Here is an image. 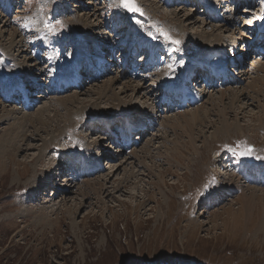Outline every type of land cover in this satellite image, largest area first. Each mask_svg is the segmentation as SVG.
Wrapping results in <instances>:
<instances>
[{
  "label": "rangeland",
  "instance_id": "1",
  "mask_svg": "<svg viewBox=\"0 0 264 264\" xmlns=\"http://www.w3.org/2000/svg\"><path fill=\"white\" fill-rule=\"evenodd\" d=\"M211 1L219 5L225 0ZM136 2L143 16L114 7L113 0H0V153H4L0 154V264H264V184L247 179L249 172H264V119L258 121L264 89L258 100L247 97L253 94L251 89L244 90L262 73L254 67L264 59L251 51L246 59L249 72L240 73V85L207 88L197 106L165 111L157 105V87L173 78L169 72L173 66L164 76L160 70L150 78L133 79L127 71L122 73L119 60L111 58L112 50L103 51L118 41L107 25L109 19L120 24L118 38L135 34L156 38L157 43L187 49L196 57L201 49L206 52L220 44L231 53L233 39L234 46L240 42L243 47L246 37L237 38L242 33L249 37L250 21L242 20V30L231 25L225 29L206 20L203 6L194 2L179 6L161 0ZM95 9L99 11L93 15ZM186 15L195 21L190 24ZM210 33L223 41L203 37ZM15 38L23 42L19 51L10 49ZM102 40L104 46L98 42ZM78 51L104 52L113 65L111 72L100 80L84 81L81 88L51 91L46 82L60 72L71 76L69 65ZM123 53L118 49V56ZM183 56L182 62H188ZM31 77H36L33 82ZM112 78L116 84L110 98L100 100L97 93ZM36 80L42 88L36 89ZM20 81L35 87L30 90L35 105L26 110L6 101ZM127 83L144 85L140 96L125 87ZM234 88L248 92L241 103L231 105L229 98L216 106L210 100L220 95L217 91ZM15 107L18 117L7 119L6 112ZM140 110L149 119L154 116L155 124L141 137L137 133L140 144L131 153L114 147L101 120L119 121L124 115L143 119ZM226 119L237 127L214 134ZM176 122L181 126L173 127ZM10 132L17 135L13 143L6 139ZM247 147L254 149L253 154L241 157L238 153ZM175 150L186 152L181 162L172 156ZM80 158L93 163V175L83 179L76 175ZM246 166L249 171L243 169ZM99 183L107 186L103 194L99 192L102 197L94 190Z\"/></svg>",
  "mask_w": 264,
  "mask_h": 264
},
{
  "label": "bare ground",
  "instance_id": "2",
  "mask_svg": "<svg viewBox=\"0 0 264 264\" xmlns=\"http://www.w3.org/2000/svg\"><path fill=\"white\" fill-rule=\"evenodd\" d=\"M228 1H230V0H227V2ZM225 3H226V0L224 1ZM223 3V2H222ZM224 6H226L225 4H224ZM94 11V14L93 15H96L97 14V12L99 11V9L98 10H93ZM193 11V10H192ZM263 14H264V10H263ZM187 15H189V13L187 14ZM186 15V16H187ZM190 16V15H189ZM189 16H187L186 17V21L187 22H190V24H191V22H194L195 20H194V17H189ZM97 17V16H96ZM177 17V16H176ZM1 19H2V17L0 16V22H1ZM79 21H82L81 19H78ZM206 22V21H205ZM101 23H103V21L101 22ZM233 23V22H232ZM208 25V24H207ZM230 26V23H229V21L226 23V24H224L223 25V27L221 26V28H224L225 26ZM5 26V25H4ZM103 26V25H102ZM226 26V27H227ZM234 27H235V30H240L241 29V26H240V23L239 24H236V25H233ZM226 27H225V29H226ZM232 27V26H231ZM233 27V28H234ZM92 28L93 29H95V28H97L96 26H92ZM134 28V27H133ZM220 28V29H221ZM242 30V29H241ZM136 31V30H135ZM221 31H222V29H221ZM234 32V31H233ZM43 33V32H42ZM138 33V32H137ZM139 34V33H138ZM142 34V33H141ZM213 34H214V32H213ZM246 34V33H245ZM244 33H242V35L240 34V32H239V35H241V36H239V37H241V38H237V39H242V38H244V37H246V41L243 43V45L244 46H246L247 45V49H249V44H250V42H251V45H254L256 42H254V39L253 40H251L253 37H255L256 36V34L253 36V37H251V39L249 38V37H247L246 35H245ZM137 37V39H139V42L140 43H143V39H144V37H142V36H139V35H137V34H135ZM143 35V34H142ZM203 35V34H202ZM232 35V34H231ZM211 36H214V35H212V33H210V34H205V35H203V37H206L208 40H211ZM76 37V36H75ZM133 37V36H132ZM215 37V40L214 41H216L217 43H221L222 41H223V38L222 39H220V36H214ZM117 38V37H116ZM227 38V37H226ZM225 38V39H226ZM235 38H236V36H235ZM118 39V41H117V45H115V46H113V45H106L105 46V48L106 49H104L103 51H107V49H108V47H110L111 48V50H114L115 51V49L116 48H118V46H119V44H121L122 42H126V40L125 39H122L121 40V42H119V38H117ZM228 39V38H227ZM229 39H230V37H229ZM229 39L227 40L228 42H229ZM249 41H248V40ZM20 40V39H19ZM88 40V39H87ZM136 40V39H135ZM17 40H16V38L12 41V43H11V45H10V49L12 50V48H17V47H19V48H21L22 46H20L21 45V43H23V42H16ZM86 41V40H85ZM233 41V44H230L231 45V47H232V49L233 48H235V51L236 52H240L242 55H244L243 57H244V59H247L246 58V55L248 54V52L247 51H243V47H240L239 45L240 44H242V43H240V42H238L237 43V46H234V45H236V42H237V40L236 39H233L232 40ZM92 43H94V45H96L97 46V48H98V50H101L102 49V47H100V44L98 43V42H100L101 43V45L102 46H104L103 44H102V42H103V40L102 41H98V42H94V41H91ZM90 42V43H91ZM83 43V42H82ZM89 42L87 41V44H88ZM79 44V43H78ZM77 44V45H78ZM83 44H85V43H83ZM87 46V45H86ZM86 46H85V48H84V52H85V50H86ZM217 46V45H216ZM240 48H242V49H240ZM18 49V48H17ZM22 50V49H21ZM79 50V49H78ZM203 52H201V53H199V55L196 57V58H198L199 60H202L203 62H208V58H209V56L214 52V51H217V50H222V51H224V49H223V47H221V44L218 46V48H216V47H210V49L209 50H207L206 52H204L205 50H203V49H201ZM18 51H19V49H18ZM243 51V52H242ZM21 53H24V49L22 50V51H20ZM78 52H80V51H78ZM84 52H80L79 53V57H84V56H86L85 54H84ZM108 52H110V51H108ZM13 53V52H12ZM227 54H228V52H227ZM184 57H185V55H184ZM27 58V57H26ZM186 58V57H185ZM27 59H29V58H27ZM184 59V58H183ZM194 59V58H193ZM28 62V61H27ZM78 62V63H77ZM76 63H75V65H74V67H76L75 69H79V62H80V60H78ZM103 62H104V57H102L101 59H100V70H103V68H104V66H103ZM37 64V63H36ZM254 64V63H253ZM171 67L173 66L172 64L170 65ZM171 67H169V66H165L164 68H162L161 69V71L159 72V73H161V74H163V76L167 73L166 71H168ZM188 70H190V69H185V71H188ZM254 71L256 72V73H259V71H261L262 73L259 75V74H257V75H259V76H256L254 79H253V81L248 85V87H244V90H247L248 88L249 89H251V93H253V94H248V96H247V93H245V91H244V93H243V91H239V90H237V91H235L236 89L234 88L233 90H230V89H228V90H222V91H217V93L218 94H220L218 97H215V96H213L210 100L211 101H213V103H215L214 105H216L217 106V104L218 103H224V101L226 100V99H229L230 98V101H229V103L231 104V105H234V104H237V103H241V97L244 95V96H247V97H251V99H259V96L261 95V93H262V91L261 90H263L264 89V87H263V85H264V62L262 63V62H260L259 61V63H258V65H256L255 67H254ZM27 72V71H26ZM249 71H248V69L247 68H243V69H241V71H239L238 73H241V74H243L242 76H244L246 73H248ZM24 73V72H23ZM22 73V74H23ZM42 73H43V71H42ZM118 74L120 73L119 71L117 72ZM157 73H158V71H157ZM240 74V75H241ZM120 75V74H119ZM119 75L117 76V77H119ZM23 76V75H22ZM25 77H27V76H25ZM25 77H23V79L25 78ZM33 78H36V77H31V78H28V79H33ZM119 79V78H118ZM34 80V79H33ZM33 80H32V82H33ZM116 79H114V78H112V79H108V80H106L105 81V84H103V86L100 88V93L98 92L97 94H98V98L100 99V100H104V98H110L109 96H108V93H110V91H111V89L115 86V84H116V82H114ZM34 82H36V86L38 87L39 85L41 86L42 84H41V82L39 83L38 82V80H36V81H34ZM126 83V82H125ZM140 84L142 83V82H139ZM163 84V83H162ZM240 85V84H239ZM138 86V85H137ZM147 86V85H146ZM166 86H168V85H166ZM43 87V85L41 86V88ZM125 87H129V89H130V87H132V91H133V93L135 94V95H138V96H140L138 93H141V90H143L144 88V85H139L138 87H136V86H131V85H129V83H127V84H125ZM23 88V87H22ZM149 88V87H148ZM25 89V88H24ZM128 89V90H129ZM151 90V89H150ZM149 90V91H150ZM200 90L202 91H204L205 92V90H206V87H201L200 88ZM149 91H143V92H146V94L147 93H149ZM250 92V91H249ZM261 92V93H260ZM113 93H114V91H113ZM228 93V94H227ZM145 94V95H146ZM150 94V93H149ZM148 94V96H151V95H149ZM133 95V94H132ZM145 95H143V96H145ZM263 95H264V93H263ZM263 98H264V96H263ZM117 99V98H116ZM250 99V98H249ZM60 100H62L61 98H60ZM67 101V100H66ZM75 101V100H74ZM264 101V100H263ZM72 102V101H71ZM225 104V103H224ZM262 106H260L261 107V110L259 111V117H258V121H262L263 119H264V104H261ZM148 106V105H147ZM153 106V105H152ZM151 107V106H150ZM201 107H203V106H200V107H198V109L199 108H201ZM258 108V107H257ZM198 109H194V112H198L199 110ZM5 111V110H4ZM134 111V110H133ZM137 111H138V109H137ZM157 111H159V110H157ZM140 113H142L141 112V110L139 111ZM7 113V116H6V114H5V116L7 117V119H8V117H18L17 115H18V113H19V111L16 109V107L15 108H13V109H10L9 110V112H6ZM148 113V112H147ZM184 113V112H183ZM183 113H181V114H183ZM17 114V115H16ZM151 114L152 115H154V114H156V110H152L151 111ZM151 114H149V116L151 115ZM16 115V116H15ZM2 116H4V115H2ZM1 116V117H2ZM4 116V117H5ZM142 116H146V112L144 111L142 114H140V117H142ZM148 116V115H147ZM145 117V118H140L141 120H146V119H149L148 117ZM20 117V116H19ZM124 117H128L129 119H130V121H132V117L131 116H124ZM153 118H154V116H153ZM21 119V118H20ZM22 121H24V120H22ZM105 121V118H104V120H101V122H103V125L104 124H108V122L109 121H107V122H104ZM264 121V120H263ZM25 122V121H24ZM184 123H188V119L186 118L185 119V122ZM220 124V126H218L217 128H216V131H215V133L214 134H216L217 132H222V133H228V132H230V130L231 129H233L232 127H237V125L236 124H233V123H231V122H228V120L226 119V120H221L220 122H219ZM145 124V123H144ZM143 123L142 124H140V125H144ZM177 125V126H176ZM179 127V126H181V123H178L177 124V122L176 123H174L173 124V127ZM239 126V125H238ZM239 128V127H238ZM11 131H14V130H12L11 129ZM19 133V132H18ZM9 134V136H7L8 138H6L7 139V141H10L11 143H13L14 141H15V138H17V135L16 134H14L13 132H10V133H8ZM14 135V136H13ZM216 136V135H215ZM47 142V141H46ZM7 143V142H6ZM9 146V145H8ZM0 147H1V145H0ZM4 147H5V145H4ZM6 148V147H5ZM1 149V148H0ZM7 149V148H6ZM177 150V149H176ZM175 150V151H176ZM8 151H9V148H8ZM194 151L195 152H198V149L196 148V149H194ZM1 152H3V150L1 151ZM7 152V151H6ZM132 152V151H131ZM130 152V153H131ZM180 152V154H178ZM135 153H136V151H135ZM135 153H133V155L135 156L136 154ZM1 154V153H0ZM177 154V155H176ZM1 155H4V153L3 154H1ZM0 155V156H1ZM12 155V154H11ZM175 155H176V157H175ZM181 155H183V157L185 158V155H186V152H184V151H176V152H174V153H172V156L174 157V158H177L178 160L181 158ZM193 155H195V154H193ZM180 156V157H179ZM11 157V156H10ZM13 158V157H12ZM11 158V159H12ZM14 159V158H13ZM195 159V158H194ZM198 158H196V160H197ZM202 159V158H201ZM195 160V161H196ZM180 162H181V160H179ZM99 163H101L102 161L100 160V161H98ZM1 163H2V161H1ZM195 162H193L192 161V164H194ZM197 163V162H196ZM2 165H3V163H2ZM5 166V165H4ZM191 166V161L189 162V164H188V167L189 168H191L192 169V167H193V165H192V167H190ZM89 167H87V169H88ZM95 168V167H94ZM97 168H98V164L96 165V169L95 170H97ZM194 168V167H193ZM95 170H93V171H95ZM99 171V170H98ZM96 172V171H95ZM5 174V173H4ZM106 181V180H105ZM164 181V180H163ZM162 181V182H163ZM99 182V181H98ZM107 182V181H106ZM87 183H90V181L89 182H87ZM94 187V186H93ZM107 186H106V183H99V187L98 188H96V189H94L95 190V192H102V190H104L105 188H106ZM98 189V190H97ZM114 189H116V187L114 188ZM107 190V189H106ZM102 194H103V192H102ZM99 196L100 197H102V195L99 193ZM164 213V212H163ZM162 217V216H161ZM160 220V219H159Z\"/></svg>",
  "mask_w": 264,
  "mask_h": 264
},
{
  "label": "snow or ice",
  "instance_id": "3",
  "mask_svg": "<svg viewBox=\"0 0 264 264\" xmlns=\"http://www.w3.org/2000/svg\"><path fill=\"white\" fill-rule=\"evenodd\" d=\"M113 6L117 8H122L124 9L127 13L130 14H139L140 16H143V10L142 8L137 4L136 0H113ZM50 30H54V25H48ZM164 38L171 40V37L167 34L164 33ZM173 43L179 44V41H172ZM169 67H171L169 65ZM254 149L251 147H247L244 149V151L239 152L238 154L241 157H246V156H251L253 154Z\"/></svg>",
  "mask_w": 264,
  "mask_h": 264
}]
</instances>
